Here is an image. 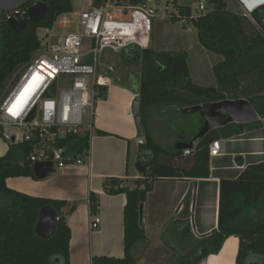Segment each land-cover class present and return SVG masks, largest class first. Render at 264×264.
<instances>
[{
	"label": "trees",
	"instance_id": "obj_1",
	"mask_svg": "<svg viewBox=\"0 0 264 264\" xmlns=\"http://www.w3.org/2000/svg\"><path fill=\"white\" fill-rule=\"evenodd\" d=\"M235 1L240 5L238 0ZM32 3L45 4L49 12L39 23L28 22L21 33L13 32L0 15V93L7 89L15 72L28 64L39 49L37 30L52 28L57 17L72 11L70 0H31L29 4ZM178 7L183 16L190 15L188 5ZM248 14L250 19L243 12L228 10L226 0H207L204 14L192 21L199 44L222 57L212 69L215 81L212 87L200 86L191 80L186 51H156L148 47L123 53L124 60L138 66L136 73H128L124 79L139 101L144 144L139 146L138 161L144 171L132 182L133 186H125V182L117 178L104 181L106 195H124L126 198L124 257H93L91 264H137L133 247L146 240L143 225L139 224V208L151 192L154 180L208 178V148L212 142L264 126V121L258 120L212 130L194 150H190V156H183L185 150H165L153 139L147 127L152 109L169 106L182 114L183 109L201 106L208 112L211 104L227 100H246L259 117L264 118V5ZM115 70L114 67L108 74L115 76L117 83L123 82ZM105 93V89L99 88L96 98H103ZM201 121L203 123L202 118ZM57 146L85 158L89 139L82 134L69 136ZM29 150L24 144H12L0 157V264H70L71 232L63 210L70 207L69 212H72L76 205L27 196L5 184L8 178L38 180L33 166L25 158ZM182 157L187 158L183 164ZM89 207L91 215H97L99 201L93 193L89 195ZM43 208L53 210L56 216L54 233L47 239L38 237L35 231ZM185 215L187 217L188 207ZM229 237L238 239L236 264H264V163L247 166L236 179L220 181L217 228L210 236L197 241L199 254L180 257L177 264H198L208 255H217Z\"/></svg>",
	"mask_w": 264,
	"mask_h": 264
},
{
	"label": "crops",
	"instance_id": "obj_2",
	"mask_svg": "<svg viewBox=\"0 0 264 264\" xmlns=\"http://www.w3.org/2000/svg\"><path fill=\"white\" fill-rule=\"evenodd\" d=\"M238 1L240 11L250 12L264 5V0ZM122 78L121 83L115 78L114 85L95 104L94 132L84 164L56 170L42 180L18 177L5 181L7 188L27 196L76 205L72 212H69L70 207L63 210L71 232L70 264H91L93 257H124L123 209L126 198L124 195L108 196L103 192L104 181L108 178H117L125 182V186H133L132 182L141 175L134 168L139 162L137 140L141 137L131 113L135 94ZM192 115L180 114L169 106L152 109L147 120L148 131L160 146L171 151L180 143L190 142L201 128L200 115L198 118ZM217 141H220L221 156L209 157L208 178L154 180L143 203L142 225L146 240L132 250L137 264H161L162 253H174V247L165 242L167 235L181 239L175 246L180 247V255L199 254L197 241L210 236L217 228L220 181L236 179L247 166L264 163V126ZM8 146L0 139V157L7 153ZM185 161L187 158L181 163ZM91 193L99 201L97 216L100 224L95 230L89 227ZM153 248L160 251L159 258L155 257L157 253ZM237 251L238 239L229 237L217 255H208L198 264H236ZM178 261L175 259L172 264Z\"/></svg>",
	"mask_w": 264,
	"mask_h": 264
},
{
	"label": "built area",
	"instance_id": "obj_3",
	"mask_svg": "<svg viewBox=\"0 0 264 264\" xmlns=\"http://www.w3.org/2000/svg\"><path fill=\"white\" fill-rule=\"evenodd\" d=\"M84 1H88L86 8L60 15L52 28L38 29L42 32L37 35L39 49L15 72L9 86L13 85L7 87L0 104V139L8 145L28 146L25 158L32 166L49 163L56 171L84 164L88 156H76L57 143L80 134L90 141L98 89L108 90L115 83L108 74L113 68L107 62L104 75H97L100 61L106 60L108 53L151 47L155 20H175L192 32V21L204 14L207 2L199 0L189 7L190 15L183 16L179 0ZM26 10L1 12V20L7 23ZM242 12L250 19L248 11ZM55 27L63 33H57ZM137 144H144L142 137ZM208 155L221 156L220 141L209 145ZM183 156H190V150ZM99 224L98 216L91 215L90 229Z\"/></svg>",
	"mask_w": 264,
	"mask_h": 264
},
{
	"label": "water",
	"instance_id": "obj_4",
	"mask_svg": "<svg viewBox=\"0 0 264 264\" xmlns=\"http://www.w3.org/2000/svg\"><path fill=\"white\" fill-rule=\"evenodd\" d=\"M31 0H0V13L4 11H15L27 6L24 14L13 16L8 22L9 28L15 33H21L28 22L39 23L48 14L49 9L43 3H32ZM131 113L134 115L135 125L140 136H143V130L139 116V101L134 98L131 105ZM183 114L199 113L203 124L194 138L186 143H180L175 146V150H194L198 142L210 131L219 129L228 124H247L255 121H264V118L254 111L248 101H222L210 105L208 112H205L201 106L190 107L182 110ZM135 170L142 174L144 168L140 162L135 164ZM55 172L51 164H35L33 173L35 177L42 180ZM143 205L139 208V224H142ZM56 216L53 210L43 208L39 213V220L35 227L38 237L47 239L51 237L55 230Z\"/></svg>",
	"mask_w": 264,
	"mask_h": 264
},
{
	"label": "rangeland",
	"instance_id": "obj_5",
	"mask_svg": "<svg viewBox=\"0 0 264 264\" xmlns=\"http://www.w3.org/2000/svg\"><path fill=\"white\" fill-rule=\"evenodd\" d=\"M199 0H179L181 5H188L192 7L194 3L198 2ZM207 1V0H206ZM72 5L73 12H79L81 9H84L88 5V1L84 0H70ZM227 8L233 12H242L240 11V6L236 3L235 0H226ZM153 27V34H152V44L150 45L153 50L160 51H169V52H177V51H186L188 54L187 64L190 72V78L194 83L198 85L205 86V87H212L215 86V81L212 75L213 67L222 61V57L220 55L210 53L205 50L197 40L196 31L193 30L192 32H187L184 28L177 22V21H170V20H155L152 24ZM55 31L57 33H63V30H59L55 27ZM41 31H37V35H41ZM122 54L115 53L111 54L108 53V58L104 61H100L99 68L97 71V75H104L103 67L108 63L110 67L114 69L116 68V72L119 77H126L128 73H136L138 70V66L134 62H129L122 58ZM107 62V63H106ZM108 73V72H106ZM12 80V78H11ZM10 80V83H11ZM9 83V84H10ZM13 85V83H12ZM12 85H8L10 89ZM7 89L0 93V104L6 94ZM89 109L84 111V120L88 117ZM152 110L149 111V113ZM191 117L198 118L199 115L194 113ZM175 126V123L172 125ZM174 128V127H173ZM11 132H15L19 134L16 130H11ZM229 147V145H228ZM181 239L173 238L171 235H167L165 242L168 245L174 247V253L169 254L168 251L166 254L162 255V263L161 264H172L175 259H179L183 255L179 254L180 247H175ZM154 253H157L156 258H159L160 251L152 249ZM171 253V252H170ZM155 255V254H154ZM157 264V263H156Z\"/></svg>",
	"mask_w": 264,
	"mask_h": 264
}]
</instances>
